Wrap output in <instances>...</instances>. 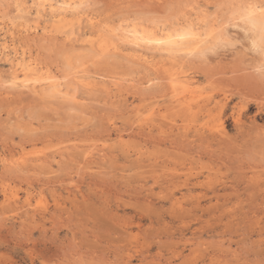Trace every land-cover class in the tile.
Listing matches in <instances>:
<instances>
[{"label":"rangeland","instance_id":"obj_1","mask_svg":"<svg viewBox=\"0 0 264 264\" xmlns=\"http://www.w3.org/2000/svg\"><path fill=\"white\" fill-rule=\"evenodd\" d=\"M58 2L81 19L54 23ZM246 3L264 6L0 0V264H264V39L240 20ZM133 25L199 30L213 49L112 40ZM22 57L39 78L26 92L8 83ZM178 72L195 93L177 102Z\"/></svg>","mask_w":264,"mask_h":264},{"label":"bare ground","instance_id":"obj_2","mask_svg":"<svg viewBox=\"0 0 264 264\" xmlns=\"http://www.w3.org/2000/svg\"><path fill=\"white\" fill-rule=\"evenodd\" d=\"M88 1V0H87ZM248 4H251V3H246V5L245 6H247ZM263 4V3H262ZM82 5V4H81ZM84 5H86V4H84ZM88 7V6H87ZM43 8V7H42ZM49 11H50V18H51V20L54 22V23H56V22H62V21H66V20H68L69 18H71V19H73V20H75V21H79L80 19H81V17H80V13H79V10H78V8H79V6H78V8L75 6V5H73L72 3H66V4H64L63 2H58V3H54V4H49ZM243 8V7H242ZM37 9V8H36ZM42 10V9H41ZM43 10H45V9H43ZM37 12V11H36ZM43 12V11H42ZM41 12V13H42ZM40 13V14H41ZM243 15H244V13L242 12L241 13V18H240V20L243 22V23H245V24H247V26H249L250 27V29L252 30V31H256V33H254L255 35H257V33H258V35H259V38L260 39H264V17H262L261 16V14L259 13V12H257L256 13V16H255V27H253V24L252 23H250L247 19H244L243 18ZM27 16V15H26ZM25 16V17H26ZM41 16H42V14H41ZM28 17H30V16H28ZM33 17V16H32ZM38 18H39V15L37 16ZM43 17V16H42ZM83 17H85V16H83ZM37 18V19H38ZM94 18H97V17H94ZM225 18V17H224ZM24 20H28V19H30V18H23ZM40 19V18H39ZM88 19V18H87ZM92 19L93 18H89L88 20H89V22H90V24H93L94 22V20H96V19H93V21H92ZM24 20L22 21V22H24ZM72 20V21H73ZM88 20H86L87 22H88ZM134 20V19H133ZM151 20V19H150ZM21 21V20H20ZM20 21H19V23H20ZM29 21V20H28ZM38 21V20H37ZM40 21V20H39ZM159 21V20H158ZM236 21V20H235ZM9 22H11V20L9 21ZM74 22V21H73ZM3 23V22H2ZM5 23V22H4ZM15 23V22H14ZM17 23H18V21H17ZM38 23V22H37ZM76 23V22H75ZM78 23V22H77ZM146 23H147V21H146ZM151 23V22H150ZM242 23V24H243ZM35 24V23H34ZM65 24H67V23H64V26H65ZM166 24V23H165ZM74 26H75V24H73ZM73 25H71V27L73 26ZM88 25V24H87ZM98 25V24H97ZM172 25V24H171ZM39 26V25H38ZM59 25H57L56 26V28L58 27ZM73 26V27H74ZM78 26H80V25H76V27H78ZM121 26V25H120ZM168 26V25H167ZM170 26V25H169ZM50 27H51V25H50ZM98 27V26H97ZM119 27V26H118ZM244 27V26H243ZM87 28V27H86ZM92 28V27H91ZM121 28V27H120ZM62 29V28H61ZM67 29H70V31H69V34H67L68 36L69 35H72V34H75L76 33V31L73 29V28H69V27H67ZM79 29V28H78ZM97 29V28H96ZM115 29V28H114ZM172 29V28H171ZM249 29V28H248ZM89 30V29H88ZM99 30V29H98ZM16 31V30H15ZM63 31H66V29L65 30H63ZM78 31V30H77ZM115 32H116V30H114ZM118 31H120L119 33H117V34H112V36H117V37H114V39H112L113 41L115 40V38L117 39V41H119V43L121 42L123 45H126V46H129V47H131V48H150V50L151 49H155V50H157V51H161V52H163V54L165 55L166 54V56L168 55L169 56V58H170V56H172V57H174V56H176V54H179V53H184V54H186V55H192L193 57H194V55L193 54H196V56H197V53L198 54H205L206 52H209L208 50L209 49H213L212 48V46H211V40H210V34L209 33H203V32H200L199 30L198 31H196V30H194V29H192V28H180V29H176V30H173V31H171V32H167L166 30H165V32H164V30H162V29H160V30H157V31H155V30H147V29H145V28H143V27H138V26H128L127 28H123L122 30H118ZM117 31V32H118ZM14 32V31H13ZM62 32V31H61ZM79 32V31H78ZM106 32V31H105ZM105 32H103V33H105ZM33 33V32H32ZM102 33V34H103ZM107 33V32H106ZM105 33V34H106ZM8 34V33H7ZM39 34V33H38ZM37 34V35H38ZM48 34V33H47ZM81 34V33H80ZM245 34V33H244ZM9 35V34H8ZM18 35V34H17ZM27 35V34H26ZM26 35H25V37H26ZM29 35V34H28ZM49 35V34H48ZM81 35H83V34H81ZM107 35V34H106ZM108 35H110V34H108ZM226 34H224V36H225ZM228 35V34H227ZM34 36V35H33ZM41 36V34L38 36V37H40ZM55 36V35H54ZM66 36V35H65ZM76 35H74V37H75ZM80 36V35H79ZM112 36H110V37H112ZM250 36V35H249ZM14 37V36H13ZM28 37V36H27ZM26 37V39H28ZM38 37H37V39H38ZM67 37V36H66ZM74 37L72 36V38L74 39ZM228 37V36H227ZM235 37V36H234ZM21 38H22V36H21ZM41 38H43L44 40H45V38L44 37H40V39ZM46 38H48V37H46ZM55 38V37H54ZM30 39H31V37H30ZM51 39H52V37H51ZM50 39V40H51ZM72 39V40H73ZM50 40H49V42H50ZM70 41H71V39H69ZM76 40V39H75ZM95 40V39H94ZM250 40H251V38H250ZM11 41V40H10ZM37 41V40H36ZM113 41H104L103 43H99V45L97 46L98 48H99V50H100V52H105V53H102V54H107V55H111V53L112 54H114V56H115V54L116 55H120V56H123L122 54H121V52L123 51V48H121V45H120V47L119 46H117L115 43H116V41L113 43ZM12 42V41H11ZM253 42H255L256 43V41H252V44H253ZM258 42V41H257ZM92 43V42H91ZM222 43H223V41H222ZM230 43V42H229ZM92 44H94V43H92ZM28 45V44H27ZM26 45V46H27ZM227 45V44H226ZM94 46V45H93ZM214 46V45H213ZM229 46V45H228ZM231 46H232V43H231ZM241 46V45H240ZM260 46V45H259ZM258 46V44H256V48L257 47H259ZM264 46V45H263ZM90 47V46H89ZM220 47V46H219ZM217 48V50L218 49H222V48ZM6 48H8V47H6ZM147 50V49H146ZM228 50V49H227ZM230 50H231V48H230ZM141 51V50H140ZM212 51V50H211ZM239 51V50H238ZM31 52V51H30ZM106 52H108V53H106ZM155 52V51H154ZM253 52H254V49H253ZM76 53V52H75ZM216 54V53H215ZM160 55V54H159ZM208 55V54H207ZM105 56V55H104ZM150 56H151V54H150ZM192 56H190V57H192ZM201 56V55H200ZM262 56V55H261ZM124 57V56H123ZM192 57V58H193ZM179 58H180V56H179ZM187 58H189V57H187ZM212 58V57H211ZM221 58V57H220ZM161 59H163V58H161ZM174 58H172V60H173ZM210 59V58H209ZM208 58H207V60H209ZM144 62H149L147 59H142ZM193 60V59H192ZM38 61H40V60H38ZM169 61V60H168ZM171 61V60H170ZM186 61V60H185ZM11 62V68H12V71H11V73H10V77H9V79H8V83L10 84V85H13V86H16V87H20V89L21 88H28L31 84H35L36 83V81H37V79H39L38 77H35V75H36V73H34V68L32 67V64L31 63H29V62H27V61H25V59L22 57V58H20V59H15V60H11L10 61ZM167 62V61H166ZM174 62V61H173ZM172 62V63H173ZM196 62V61H195ZM208 62V61H207ZM85 63V62H84ZM163 63V62H162ZM177 63V62H176ZM176 63H174V64H176ZM187 63V62H186ZM86 64V63H85ZM140 64V63H139ZM179 64V63H178ZM171 65V64H170ZM260 65V64H259ZM162 66V65H161ZM166 66H167V64H166ZM175 66V65H174ZM176 66H178L177 64H176ZM192 66V65H191ZM260 66H262V64L260 65ZM41 67V66H40ZM149 67V66H148ZM258 67V66H257ZM42 68V67H41ZM150 68V67H149ZM171 68H173V67H171ZM175 68V67H174ZM251 68V67H250ZM262 68V67H261ZM61 69V68H60ZM64 69V68H63ZM159 69H161V68H159ZM164 69V68H163ZM190 69H192V68H190ZM255 69V68H254ZM76 70H77V68H76ZM170 70V69H169ZM177 70V69H176ZM179 70V69H178ZM253 70V69H252ZM256 70V69H255ZM258 70V69H257ZM79 71V70H78ZM83 71V70H82ZM165 71V70H164ZM172 71H174V70H172ZM80 72V71H79ZM78 72V73H79ZM85 72V71H84ZM176 72V71H175ZM257 72V71H256ZM4 73H6V72H4ZM63 73V72H62ZM72 73V72H71ZM75 73H77V72H75ZM87 73V72H86ZM165 74H166V71L164 72ZM168 73V72H167ZM69 74H70V72H69ZM170 74V73H169ZM178 74H179V72L177 73V75L176 74H173V73H171V75H169V83H168V85H169V89L171 90V92L173 93V97H175V100H177V102H178V100H180V101H183V100H185L186 99V95H193V93H195V87L192 85L193 83L187 78V79H185L184 78V76L185 75H183V77L181 78V77H179L178 76ZM182 74V73H181ZM257 74V73H256ZM258 74H259V72H258ZM257 74V75H258ZM3 75V74H2ZM63 75V74H62ZM65 75V74H64ZM86 75V74H85ZM260 75V74H259ZM43 76V75H42ZM47 76V75H46ZM48 76H50V75H48ZM58 76L59 75H54V77H57L58 78ZM70 76V75H69ZM88 76V75H87ZM140 76V75H139ZM64 77V76H63ZM72 77H73V75H72ZM162 77V76H161ZM212 77V76H211ZM51 78V77H50ZM49 77H48V80L50 79ZM53 78V77H52ZM61 78V77H60ZM69 78V77H68ZM167 78V77H166ZM184 78V79H183ZM44 79V78H43ZM140 79H141V77H140ZM165 79V76H163V79L162 80H164ZM57 80H59V78L57 79ZM111 80V79H110ZM137 80V79H136ZM215 80V79H214ZM217 80V79H216ZM5 81H6V79H5ZM3 82V81H2ZM7 82V81H6ZM5 82V83H6ZM111 82H116V81H111ZM119 82H120V80H119ZM135 82V81H134ZM150 82V81H149ZM130 83V82H129ZM135 83H137V82H135ZM3 84V83H2ZM120 84V83H119ZM131 84V83H130ZM216 84H218V82L216 83ZM75 85H76V83H75ZM117 85H118V83H117ZM132 85V84H131ZM34 86V85H33ZM64 86V85H63ZM80 86V85H79ZM130 86V85H129ZM165 86V85H164ZM219 86V85H218ZM65 87V86H64ZM165 87H167V86H165ZM86 88V87H85ZM138 88V87H137ZM140 88V87H139ZM138 88V89H139ZM14 89V88H13ZM150 89V88H149ZM153 89V88H152ZM156 89V88H155ZM17 90V89H16ZM25 90V89H24ZM42 90V89H41ZM75 90V89H74ZM128 90V89H127ZM142 90V89H141ZM144 90V89H143ZM142 90V91H143ZM163 90V89H162ZM20 91V90H19ZM93 91V90H92ZM133 91H134V89H133ZM156 91V90H155ZM25 92H26V90H25ZM104 92V91H103ZM138 92V91H137ZM141 92V91H140ZM139 92V93H140ZM145 92V91H144ZM163 92V91H162ZM162 92L160 93V94H162ZM216 92V91H215ZM27 93H28V89H27ZM101 93V92H100ZM143 93V92H142ZM157 93H158V91H157ZM197 93V92H196ZM30 94H31V92H30ZM74 94H75V92H74ZM73 94V95H74ZM146 94V93H145ZM153 94V93H152ZM155 94V93H154ZM159 94V95H160ZM163 94H165V93H163ZM162 94V95H163ZM201 94V93H200ZM72 95V96H73ZM75 96V95H74ZM73 96V97H74ZM170 96H171V94H170ZM169 99V98H168ZM169 100H171V99H169ZM69 102H71V101H69ZM172 102V101H171ZM72 103V102H71ZM74 104V103H73ZM192 105V104H191ZM110 107H112V106H110ZM181 108V107H180ZM122 109V108H121ZM184 109V108H183ZM117 110V109H116ZM81 111V110H80ZM131 125V124H130ZM139 129V128H138ZM156 137H157V135H156ZM176 138V137H175ZM203 139V138H202ZM223 139V138H222ZM183 140V139H182ZM204 140V139H203ZM174 143V142H173ZM200 143V142H199ZM182 144V143H181ZM178 145V144H177ZM77 147V146H76ZM94 147V146H93ZM97 147V146H96ZM99 148V147H98ZM101 151V150H100ZM103 154V153H102ZM105 154V153H104ZM86 157V156H85ZM5 165V164H4ZM79 170H80V168H79ZM99 174V173H98ZM170 177V176H169Z\"/></svg>","mask_w":264,"mask_h":264},{"label":"snow or ice","instance_id":"obj_3","mask_svg":"<svg viewBox=\"0 0 264 264\" xmlns=\"http://www.w3.org/2000/svg\"><path fill=\"white\" fill-rule=\"evenodd\" d=\"M243 18L247 19L250 23L253 24V27H255V16L256 13L259 12L261 14L262 17H264V6H256L253 4H248L247 6L243 7ZM253 48H256V43L253 42ZM261 52H264V48L259 49Z\"/></svg>","mask_w":264,"mask_h":264}]
</instances>
